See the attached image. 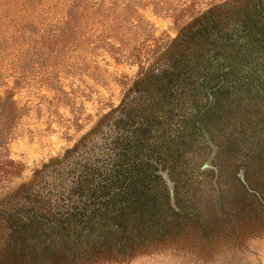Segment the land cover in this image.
<instances>
[{
  "label": "rangeland",
  "instance_id": "obj_1",
  "mask_svg": "<svg viewBox=\"0 0 264 264\" xmlns=\"http://www.w3.org/2000/svg\"><path fill=\"white\" fill-rule=\"evenodd\" d=\"M90 1L87 15L70 26L65 0H33L34 14L0 7V95L10 91L25 107L0 162V206L18 201L38 171L96 131L184 27L214 8L216 15H239L247 2ZM241 72L248 76L238 88L249 96L234 100L232 120L216 124L220 150L212 154V146L193 139L183 159L192 166L183 175L190 180L180 187L181 198L199 221L175 223L162 238L132 240L123 250L102 240L75 258L58 251L50 264H264V203L239 175L244 167L249 187L264 199V156L254 153L264 147V67ZM10 159L14 163H6ZM15 258L6 262L0 254V264H29L28 257Z\"/></svg>",
  "mask_w": 264,
  "mask_h": 264
},
{
  "label": "trees",
  "instance_id": "obj_2",
  "mask_svg": "<svg viewBox=\"0 0 264 264\" xmlns=\"http://www.w3.org/2000/svg\"><path fill=\"white\" fill-rule=\"evenodd\" d=\"M16 1L0 0V7L34 14L33 0ZM243 3L239 15H216L214 8L184 27L96 131L38 171L21 187L18 201L0 206V254L6 262L21 255L29 264H50L58 251L75 258L102 240L123 250L132 240L162 238L175 223L199 221L181 198L180 187L190 180L183 175L192 166L183 159L193 139L218 153L217 125L232 120L227 118L235 112L234 100L249 96L238 88L248 76L240 68L264 67L261 0ZM91 4L65 0V23L87 15ZM235 94L240 97L231 99ZM24 109L10 91L0 95V158ZM254 153L263 157L264 147ZM164 171L174 184L173 197Z\"/></svg>",
  "mask_w": 264,
  "mask_h": 264
},
{
  "label": "water",
  "instance_id": "obj_3",
  "mask_svg": "<svg viewBox=\"0 0 264 264\" xmlns=\"http://www.w3.org/2000/svg\"><path fill=\"white\" fill-rule=\"evenodd\" d=\"M207 166H209V165H208L207 163H205L203 167H207ZM239 175H240L242 181H243L244 183H246L243 169L240 170V174H239ZM163 176H164L165 179L167 180V183H168V185H169V187H170L171 195H172V197H173V188H174V184H173V182L171 181V179H170V177H169L167 171H164V172H163Z\"/></svg>",
  "mask_w": 264,
  "mask_h": 264
}]
</instances>
